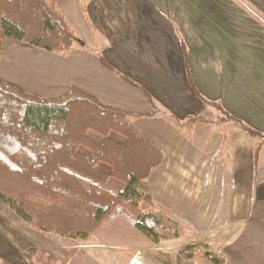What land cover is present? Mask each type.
Segmentation results:
<instances>
[{
  "label": "crops",
  "instance_id": "1",
  "mask_svg": "<svg viewBox=\"0 0 264 264\" xmlns=\"http://www.w3.org/2000/svg\"><path fill=\"white\" fill-rule=\"evenodd\" d=\"M82 15L89 38H77L82 45L65 56L6 39L0 78L44 98L63 97L76 87L131 114L134 124L163 150L157 170L171 182L182 176L192 186L196 178L217 172L221 207L236 231L218 254L231 264H264V139L243 130L249 138L236 139L232 154L223 157L225 169H216L192 145L205 139V130L196 128L200 122L180 127L176 121L213 119L214 124H201L219 127L218 135L220 125L232 126L207 117L215 107L206 105L190 84L184 43L195 89L264 132V0H90L87 17ZM101 57L139 87L107 68ZM40 233L0 201V260L29 264L38 249L61 260L49 248L53 239Z\"/></svg>",
  "mask_w": 264,
  "mask_h": 264
},
{
  "label": "trees",
  "instance_id": "2",
  "mask_svg": "<svg viewBox=\"0 0 264 264\" xmlns=\"http://www.w3.org/2000/svg\"><path fill=\"white\" fill-rule=\"evenodd\" d=\"M89 1L79 0L86 17ZM6 39L62 56L82 45L58 0H0V56ZM182 51L197 96L220 110L223 122L264 139V132L195 89L184 43ZM176 121L180 127L215 123L198 116ZM260 149L261 145L254 149L255 162ZM164 157L163 150L134 124L131 114L103 105L76 87L63 97L44 98L0 78V201L36 231L79 244L95 239L118 248V256L127 263L135 258L136 249L184 239L185 227L157 209L155 199L142 189ZM153 255L162 264H174L168 252L155 250ZM192 260L231 264L205 243L188 245L176 258L178 263ZM0 264L13 263L1 259ZM29 264L69 263L38 249Z\"/></svg>",
  "mask_w": 264,
  "mask_h": 264
},
{
  "label": "rangeland",
  "instance_id": "3",
  "mask_svg": "<svg viewBox=\"0 0 264 264\" xmlns=\"http://www.w3.org/2000/svg\"><path fill=\"white\" fill-rule=\"evenodd\" d=\"M78 3L79 0H58V7L65 14L67 22L75 29L76 37L88 40L89 33ZM247 7L254 15H259L253 6ZM260 19L264 21L262 17ZM207 117L222 121L220 112L215 108L207 110ZM202 126L201 123L196 124L198 132L202 133L205 130V139L194 140L192 144L194 149L201 158L211 160L214 168L225 169L224 155L232 154L233 143L236 139L245 140L249 138V135L229 125L225 128L220 125V128H223L220 135H218L219 127ZM113 137L119 139L115 135ZM104 169L108 170L106 167ZM218 175L217 172H212L204 180L201 177L196 178L191 186L182 176H174L171 182V177L166 176L164 171H154L150 178L142 183V189L155 198L157 209L166 212L185 227L187 236L177 241L162 242L157 248L136 249V256L129 263L118 256V248L101 245L95 239L79 244L55 234L44 232L40 234L53 239L54 242L48 241L49 248L60 255L61 262L69 264H162L153 255L155 250L170 253L175 260L174 264H197L195 260L178 263L176 261L178 253L188 245L195 243L208 244L213 251L218 253L236 232L234 221L230 218L228 210L221 207L219 196L220 194L222 196V192L220 193L217 183ZM180 178L184 180L182 183ZM168 181L171 183L166 187ZM111 183L116 185L114 181ZM170 193L176 197V200H173Z\"/></svg>",
  "mask_w": 264,
  "mask_h": 264
}]
</instances>
